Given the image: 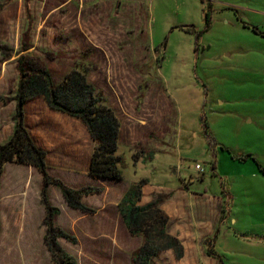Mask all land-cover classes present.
Returning a JSON list of instances; mask_svg holds the SVG:
<instances>
[{
  "label": "rangeland",
  "instance_id": "1",
  "mask_svg": "<svg viewBox=\"0 0 264 264\" xmlns=\"http://www.w3.org/2000/svg\"><path fill=\"white\" fill-rule=\"evenodd\" d=\"M23 7V0H0V44L12 56L0 68V143L11 134L14 103L2 99L16 90ZM28 10V52L56 84L79 72L119 123L122 180L99 179L89 174L93 144L81 121L51 111L43 97L26 106L49 175L70 188L101 190L82 198L93 210L87 214L49 187L55 225L75 238L58 239L60 247L77 264H133L143 243L129 236L118 203L144 181L143 197L160 188L182 193L176 202L192 219L199 206L191 196L199 205L204 197L221 200L202 247L206 260L264 264V0H30ZM3 172L0 264H54L44 241L41 175L14 162ZM159 253L162 263L169 251ZM181 258L171 256L175 264Z\"/></svg>",
  "mask_w": 264,
  "mask_h": 264
},
{
  "label": "trees",
  "instance_id": "2",
  "mask_svg": "<svg viewBox=\"0 0 264 264\" xmlns=\"http://www.w3.org/2000/svg\"><path fill=\"white\" fill-rule=\"evenodd\" d=\"M29 2L30 0H23L26 26L21 33L19 50L14 61L17 73L16 90L12 97L2 99L5 104L14 103V114L13 133L5 143L0 144V181L4 173L3 166L7 162L30 165L37 170L42 177L40 201L45 211L44 241L50 257L54 264H77L57 241L64 239L75 243V238L55 225V216L59 214V210L51 205L48 190L50 186L57 188L69 208L87 214L93 210L83 205L82 198L101 190L91 187L70 188L60 179L49 175L47 154L36 145L28 131L26 106L33 99L43 97L51 111L80 120L93 144L89 174L99 179L122 180V159L115 155L119 123L111 110L103 105L102 94L95 92L79 72H74L56 84L43 61L28 52L33 49L30 38L33 21L28 10ZM205 23L208 26V15H205ZM0 55L1 68L2 64L12 58L11 49L0 44ZM53 55L46 53L44 56L52 59ZM214 168L213 163L212 169ZM144 184L146 182L143 181L131 186L118 203L119 214L129 236L140 238L143 243L134 251L135 258L132 254L130 261L133 264H155V256L163 250H172L177 258H181L183 248L176 238L168 234L169 219L159 209V202L155 200L144 206L138 205Z\"/></svg>",
  "mask_w": 264,
  "mask_h": 264
},
{
  "label": "crops",
  "instance_id": "3",
  "mask_svg": "<svg viewBox=\"0 0 264 264\" xmlns=\"http://www.w3.org/2000/svg\"><path fill=\"white\" fill-rule=\"evenodd\" d=\"M13 133V121H11V134L9 137L2 143H5L12 135ZM247 160V159H246ZM245 160V161H246ZM1 183V182H0ZM42 185V182H41ZM147 187V183L145 184ZM41 187V186H40ZM156 189V188H152ZM159 193H157L158 196L155 194L153 195L151 192L147 193V196H145L147 199L146 203L143 201L145 197H143V193L141 194V199L138 203L139 206L146 205L148 203H151L155 200L159 202V209L163 210L166 215L171 217L170 219V226L168 229V233L173 232V237H175L180 243L183 248V254L181 258V262L179 264H218L216 261V258H212L206 260V256L203 251V246L207 244L206 242L209 241L208 238L214 231V221L217 217L220 208L219 204L221 200L218 199H208L204 197V200H201L202 204L199 205V198L198 196H191L192 197V203L195 204L197 207V204L199 206L195 209L194 212V219L190 218L188 213L182 209V204L179 202H176L179 197L183 196L182 193H177L173 191H167L163 189H157ZM161 191V192H160ZM165 195H170L172 198L170 200L162 201ZM202 197V196H200ZM185 198V196H184ZM187 215H186V214ZM140 239V238H139ZM169 254H167V258L164 257V260L162 263H160L159 260L162 256L159 252L155 256V264H175L174 261L171 260V256L175 255L172 250H168ZM166 253V251L164 252ZM165 255V254H164Z\"/></svg>",
  "mask_w": 264,
  "mask_h": 264
},
{
  "label": "built area",
  "instance_id": "4",
  "mask_svg": "<svg viewBox=\"0 0 264 264\" xmlns=\"http://www.w3.org/2000/svg\"><path fill=\"white\" fill-rule=\"evenodd\" d=\"M195 169H196L197 171H199V172H202V169H201V167H200L199 165H196V166H195Z\"/></svg>",
  "mask_w": 264,
  "mask_h": 264
}]
</instances>
